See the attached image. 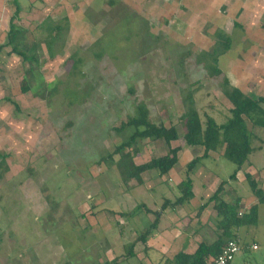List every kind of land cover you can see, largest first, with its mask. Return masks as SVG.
Wrapping results in <instances>:
<instances>
[{
	"label": "rangeland",
	"instance_id": "1",
	"mask_svg": "<svg viewBox=\"0 0 264 264\" xmlns=\"http://www.w3.org/2000/svg\"><path fill=\"white\" fill-rule=\"evenodd\" d=\"M219 1L17 0L20 9L13 23L18 32L13 44L36 48L30 53L36 58L23 62L10 46L3 47L16 6L14 0H0V152L7 156L0 159V264H98L95 243L101 232L107 242L115 241L104 210L129 212L145 203L158 211L165 199L175 201L180 196L175 184L185 178L184 157L175 166L178 179L171 172L160 175L152 170L145 173L151 183L133 188L132 183L126 186L127 171L117 162L120 155L113 156L112 163H96L131 134V130L118 133L114 127L133 112L136 101L145 102L154 123L176 127L180 139L173 146H186L181 115L189 100L203 122L211 116L222 124L230 116L222 80L233 75L235 63L248 58L253 62L250 48H255L257 39L234 27L233 19L226 21ZM193 12L205 17L188 28ZM57 24L62 27L60 39L47 48L49 29ZM260 26L264 27V19ZM218 30L231 38V47L218 57L221 75L213 76L210 55ZM222 40L219 48H224ZM246 71L238 76L241 88L249 85L245 93L260 96ZM24 82L29 86L25 93ZM247 127L255 151L246 162L259 170L257 183L264 190V129L249 122ZM197 150L192 159L202 148ZM124 152L142 163L165 154L167 145L137 140ZM213 153L200 163L208 182L194 179L196 191L202 193L180 208H167L157 232L172 226L178 212L193 217L199 213L208 220L205 226L194 223L186 230L196 231L195 244L215 239L219 231L209 198L221 182H225L219 195L223 201L240 198L239 215L256 203L246 180L230 179L235 165L222 151ZM157 183L168 189L160 192ZM258 213L255 226L236 229L243 249L233 264L264 254V205L258 206ZM154 218H142L139 232ZM253 241L259 249L245 252Z\"/></svg>",
	"mask_w": 264,
	"mask_h": 264
},
{
	"label": "trees",
	"instance_id": "2",
	"mask_svg": "<svg viewBox=\"0 0 264 264\" xmlns=\"http://www.w3.org/2000/svg\"><path fill=\"white\" fill-rule=\"evenodd\" d=\"M14 3L16 11L10 19L7 42L3 47L10 46V51L20 56L23 62H31L36 57L30 53L32 49L36 50L34 46H37V44H33L34 48H24V46L19 48L20 45L16 47L13 44L14 35L18 32L13 22L17 18L20 9L17 0H14ZM61 30L62 27L58 24L49 29V38H46L45 41L47 48H51V45L60 39ZM216 34L217 44H215L210 55L214 66L211 68L213 76L221 75L222 72L217 66L218 57L225 54L230 49L229 47H231V40L228 35H222V32L219 30ZM222 37L224 48H219V39ZM2 49L1 47L0 51ZM28 88V84L24 82L21 91L25 93L28 91ZM222 91L231 105L229 109L230 116L222 124H217L211 116H206L203 122L193 101L189 100L188 107L181 115V120L184 124L182 139L188 147H201L203 154L187 163L185 178L177 186L180 196L175 201L165 199L158 211L146 209L155 218L148 227L138 233L137 242L145 243L148 238L152 237L153 232L160 223L163 212L167 208L182 207L192 199L193 181L191 175L200 160L206 158L209 152H223L224 158L235 165L234 172L230 175V179H235L237 173L246 163L248 156L255 151L252 146V131L248 129L247 122L253 128L264 129V96L253 97L246 94L239 88L231 86L227 77H224L222 80ZM6 100L9 101L10 99ZM12 104L18 110V105L13 102ZM114 130L118 133L125 132L126 130H131L132 132L127 140L116 145L114 152L101 156L96 165L103 162L112 163L113 156L120 155L117 162L120 161L118 164L120 163V166L127 171L125 181L127 179H135L138 182H142L141 176L147 171L157 170L160 175H165L176 166L182 147L173 146L172 143L180 139L178 131L173 125L167 126L165 124L154 123L144 101H136L133 106V112L120 122L119 127H114ZM137 140L163 141L167 145V152L158 157H153L147 162L137 163L134 161L136 156L131 155L129 152H124L127 147H131ZM6 157V155L0 152V159ZM244 177L248 182L252 195L256 199V203L250 207L248 212L239 215L240 198H237L234 202H226L220 198L219 195L225 182L220 183L217 190L209 198V203L212 202L216 213V229L219 231L217 237L210 242H206V240L199 242L192 253L181 250L172 258L164 260L162 264H207L208 260L219 255L229 240H239V234L236 232L238 229L257 224L259 218L258 206L264 205V190L258 186L257 181L250 174L245 173ZM206 205H202L201 208L206 207ZM142 206L144 205L140 204L133 211L126 212L125 214L108 209L104 210V212L108 215V220L113 225L116 217H127L135 211L140 210ZM133 246L134 244L132 243L130 248L132 249Z\"/></svg>",
	"mask_w": 264,
	"mask_h": 264
},
{
	"label": "crops",
	"instance_id": "3",
	"mask_svg": "<svg viewBox=\"0 0 264 264\" xmlns=\"http://www.w3.org/2000/svg\"><path fill=\"white\" fill-rule=\"evenodd\" d=\"M219 1V0H218ZM222 7L225 10V14L223 15L226 19V21H229L230 19H233L234 23L233 26L235 27H241L240 29H243L245 31V34H251V36H255L257 39V44L255 48H250L252 53L253 62H251L250 59L245 60L243 63H235L232 69L231 76H228V79L230 83L234 85V87L239 88L241 91L245 92V89L249 85H245L244 88H241V81L238 80V76L243 75L241 74L246 68V77L249 76V79L254 78L255 84L258 93L260 92V96H264V48H262L264 45V27H261V23L264 19V0H220ZM219 1V2H220ZM208 3V2H207ZM215 10V8H212ZM214 12V11H213ZM205 17V13L200 16L199 14L192 13L190 18H188V23L191 27L192 25H197L200 21H203ZM220 29H223L222 27H219ZM249 31V32H248ZM245 38V37H244ZM243 38V39H244ZM231 39V38H230ZM245 40V39H244ZM219 68V66H218ZM243 68V69H242ZM192 149L188 151V149ZM198 152L197 147H182L181 154L179 155V160L184 157L185 163L190 161L189 158L192 159L194 155H196ZM203 154V149L201 152L195 156L200 157ZM187 155V156H186ZM214 155L213 152H209L206 158L212 157ZM216 158L218 156H215ZM205 159V158H204ZM178 160V161H179ZM203 159L200 160L199 164L201 163ZM185 164V165H186ZM195 167L192 174V181H193V197L190 199V202L196 200L198 196L202 192L196 191L194 179L196 177L201 178L202 180H205V182H208V175L205 174L204 171H206L205 167L200 164ZM150 172V171H147ZM174 174V178L178 179L179 176L175 172V167L170 171ZM169 172V174H170ZM262 173H264V169L261 170ZM146 173V172H145ZM145 173L142 174V182H137L135 179H127L126 186H129L130 183L132 188L137 187L139 185H144L146 182L151 183L153 179L147 180L145 177ZM244 173H248L251 176L254 177L256 181H259L256 175H259V170L256 171L253 169V163L247 162L242 166L241 170L237 173L235 180L239 182L238 177L240 178V181H244ZM154 177L156 179V176L154 174ZM154 179V180H155ZM181 182V179H178L176 181V184ZM222 183V182H221ZM220 185V184H219ZM156 187L160 189V192H165L166 186L160 185L157 183ZM131 188V189H132ZM164 188L165 191H164ZM153 189L149 186V191H152ZM209 192H213V190H208ZM126 192V191H124ZM123 195V194H121ZM206 197H208L206 193ZM211 197V196H210ZM244 203V202H243ZM144 206L140 210L135 211L133 214L127 216V217H116L115 223L112 225L111 228L115 233L111 234L115 241L107 242L105 236H103L102 233V239L101 237L96 240V250H95V256L98 260V264H129L130 261L136 260L140 264V258H142L143 264H162L164 260L172 258L177 252L183 250L187 253H192L196 247L197 244L195 242L197 239L195 238L196 231H188L186 230V227L190 226V224L198 223L201 224V226H205L207 223V219L205 217H202L199 213L197 216L189 215L188 216H181V213L178 212L179 217L175 216V219L171 222L174 224L170 227L163 228L160 232H157L156 230L159 228V224L157 229L153 232L152 237L148 238L145 243H142L140 241H136L137 235L139 233L138 230V224L139 221L144 217H148L152 214L147 212L146 209L151 210L146 206L145 203H141ZM140 205V204H139ZM242 205V201H241ZM138 206V205H137ZM137 206H135L131 211H133ZM180 208V207H179ZM153 211V210H152ZM195 209L191 210V213H193ZM118 213L125 214L128 211L122 210V211H115ZM141 213V215H140ZM165 211L162 214V217L164 215ZM208 215H210V211H207ZM203 214V213H202ZM186 221L185 225H183L181 222ZM110 225V224H109ZM180 225V227H179ZM186 226V227H185ZM198 225H196V228ZM190 228V227H189ZM191 228L195 229L192 225ZM196 230V229H195ZM193 234V238H191ZM99 241V243H98ZM134 244L133 248H130L131 244ZM252 244H255L257 246V249H259L258 244L253 241ZM251 248L247 245V249H245V252H249ZM153 252V254H151ZM151 254V255H150ZM167 255L168 257H165ZM166 258V259H165ZM147 260V261H146ZM256 262L255 264H258L259 262H264V254L254 255L252 257H246L243 260V264H248L249 261ZM234 261V260H233ZM233 261L230 264H233Z\"/></svg>",
	"mask_w": 264,
	"mask_h": 264
},
{
	"label": "built area",
	"instance_id": "4",
	"mask_svg": "<svg viewBox=\"0 0 264 264\" xmlns=\"http://www.w3.org/2000/svg\"><path fill=\"white\" fill-rule=\"evenodd\" d=\"M251 249L256 250L257 246L252 244ZM243 246L240 244L239 240H229L219 255L213 259L207 261V264H230L235 256L240 253Z\"/></svg>",
	"mask_w": 264,
	"mask_h": 264
}]
</instances>
